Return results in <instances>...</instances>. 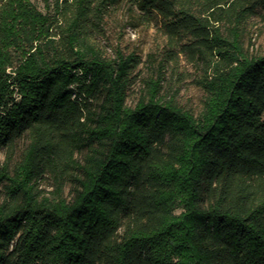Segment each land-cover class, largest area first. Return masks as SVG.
<instances>
[{
	"label": "trees",
	"instance_id": "trees-1",
	"mask_svg": "<svg viewBox=\"0 0 264 264\" xmlns=\"http://www.w3.org/2000/svg\"><path fill=\"white\" fill-rule=\"evenodd\" d=\"M46 1L0 0V264H264V53L240 40L264 0H127L196 66L200 115L164 59L128 104L142 58L98 37L125 0Z\"/></svg>",
	"mask_w": 264,
	"mask_h": 264
},
{
	"label": "rangeland",
	"instance_id": "rangeland-1",
	"mask_svg": "<svg viewBox=\"0 0 264 264\" xmlns=\"http://www.w3.org/2000/svg\"><path fill=\"white\" fill-rule=\"evenodd\" d=\"M33 2L42 11L54 13L55 6L52 2L50 5L47 4L46 0H33ZM210 20L212 25H220L222 31L228 33L226 23L215 21L212 16H210ZM240 32V40L247 55L264 53V7L259 8L247 22L242 24ZM98 37L101 46L110 57H114L117 50H122L124 52H135L142 58L141 64L134 71L135 77L129 88L127 98L129 105L136 104L141 93L144 77L152 74L155 65H158L164 59L163 74H165L166 79L163 93L169 96L175 89H178V101L196 115L202 113L206 93L194 81L196 66L182 52L178 62L168 63V38L164 33L159 16L148 22L137 8H132L130 2L125 0L109 11ZM28 142L29 139L25 135L16 139V158L20 157ZM6 157L7 147H3L0 149V167ZM41 187L46 192L55 189L53 180L50 177H46L42 181ZM65 194L70 198L68 188ZM4 198L5 192L0 186V203ZM181 211L182 207L180 206L175 210L176 213Z\"/></svg>",
	"mask_w": 264,
	"mask_h": 264
}]
</instances>
